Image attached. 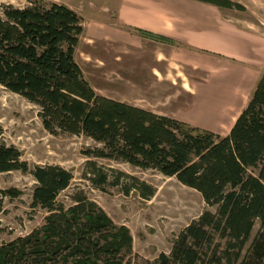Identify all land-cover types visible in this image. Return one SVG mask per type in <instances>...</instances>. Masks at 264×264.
<instances>
[{"label": "trees", "instance_id": "trees-1", "mask_svg": "<svg viewBox=\"0 0 264 264\" xmlns=\"http://www.w3.org/2000/svg\"><path fill=\"white\" fill-rule=\"evenodd\" d=\"M196 1L244 10L232 0ZM135 30L143 38L172 41ZM82 33L81 16L65 4L2 5L0 85L35 105L49 133L84 135L100 144L85 149L86 157L173 177L214 207L184 226L168 253L143 264H264V71L228 133L221 135L96 93L75 58ZM20 156L3 141L0 126V173H30L35 181L31 206L48 214L40 228L0 245V264H132L124 259L132 247L128 228L114 224L82 189L70 195L69 206L57 203L72 181L69 170L56 164L29 169ZM86 167L83 178L95 187L120 185L124 194L135 190L143 199L155 192L145 181L93 159ZM18 194L0 188V203ZM256 221L259 227L251 236Z\"/></svg>", "mask_w": 264, "mask_h": 264}, {"label": "rangeland", "instance_id": "rangeland-1", "mask_svg": "<svg viewBox=\"0 0 264 264\" xmlns=\"http://www.w3.org/2000/svg\"><path fill=\"white\" fill-rule=\"evenodd\" d=\"M29 1L0 0V13L2 5L23 7ZM46 1L65 4L81 16L83 33L75 58L96 93L158 114L173 115L178 120L186 118L188 122H184L199 128L227 134L256 83H247L250 78L245 74L246 69L259 75L264 71V65L261 69L247 66L223 52H207L202 70L189 66L181 56L184 55L183 47H186L183 41L187 33L185 23L189 21L211 23L218 20L263 44L264 0H232L242 4L244 10L218 8L195 0ZM131 24L172 41L143 38L136 32L137 27ZM167 29L172 35H168ZM114 30L134 33L142 42L133 46L111 42L110 33ZM229 76L238 80L239 85L235 86L240 91L227 95L231 103L219 105L225 109H209L216 105L208 104V100V103H201L197 95L199 88L208 89L215 80ZM221 97H226V94ZM37 112L35 105L0 85L3 141L20 151V159L29 169L35 165L56 164L69 170L73 175L72 181L57 195V203L69 206L72 203L70 195L82 189L114 224L128 228L132 247L124 259H130L132 264L153 261L160 252L168 253L184 226L203 210H214V207L206 205L196 190L180 184L173 177L121 161L86 157L85 149L100 144L84 135L49 133L43 128ZM89 159L104 168L125 172L152 185L155 188L153 196L143 199L135 190L124 194L120 185L95 187L83 178ZM34 186L35 181L28 172L13 170L0 173V188L15 189L19 193L14 198L4 197L0 203V245L26 236L44 224L48 213L31 206ZM258 227L259 222L256 221L251 236Z\"/></svg>", "mask_w": 264, "mask_h": 264}, {"label": "crops", "instance_id": "crops-1", "mask_svg": "<svg viewBox=\"0 0 264 264\" xmlns=\"http://www.w3.org/2000/svg\"><path fill=\"white\" fill-rule=\"evenodd\" d=\"M131 25L136 26L137 28H143L139 25ZM185 26L187 33L184 34L183 41L186 47L185 49L183 47L184 55L181 56L183 57V61L186 62V64L192 66L196 70H202L203 65H205L207 61V52L213 54L223 52L229 54L232 59L238 58L240 63H244L247 66H256L258 69H261L264 65V43L261 44V41H257L256 38L239 32L235 27L233 28L232 25L214 20L211 23L204 21H189L185 23ZM167 31L168 35H172L169 29H167ZM110 35L113 39H109V41L121 42L124 45L133 46L134 44L142 42V39L134 33H128L125 31L114 30L111 31ZM245 74L250 78L247 82L249 84H251L252 81L256 82L259 75L250 72L249 69H246ZM230 77L232 76L215 80L208 89L205 87L199 88V90H197V95L199 96L201 103H205L208 100V104L216 105L214 107L208 108H216L217 110L223 108L219 105L231 103L232 100L229 99L227 95L232 94L233 92H239L240 90L236 88V86L239 85L238 80L235 79V77ZM223 94H226V97H221ZM201 110L204 111L202 108ZM219 114H222V112L219 111ZM172 117L176 118L173 115ZM179 120L188 122L186 118H181ZM214 132L219 133L218 131Z\"/></svg>", "mask_w": 264, "mask_h": 264}]
</instances>
